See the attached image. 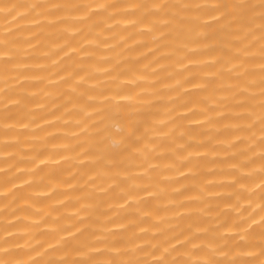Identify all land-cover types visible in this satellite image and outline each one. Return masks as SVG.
<instances>
[{"label":"bare ground","instance_id":"bare-ground-1","mask_svg":"<svg viewBox=\"0 0 264 264\" xmlns=\"http://www.w3.org/2000/svg\"><path fill=\"white\" fill-rule=\"evenodd\" d=\"M0 264H264V0H0Z\"/></svg>","mask_w":264,"mask_h":264}]
</instances>
